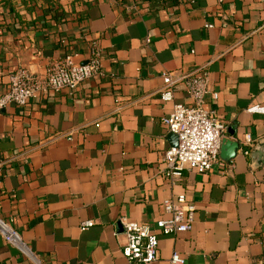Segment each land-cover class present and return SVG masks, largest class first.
<instances>
[{"label":"crops","instance_id":"0c3cea01","mask_svg":"<svg viewBox=\"0 0 264 264\" xmlns=\"http://www.w3.org/2000/svg\"><path fill=\"white\" fill-rule=\"evenodd\" d=\"M92 41L100 75L73 95L0 111V218L39 264H130L121 219L154 228L163 199L184 193L196 206L193 228L156 231L150 264L173 252L186 264H264V162L251 159L264 147V114L247 111L264 106V0H0V93L18 67L43 76L72 51L84 62ZM203 68L218 93L205 108L225 125L223 165L173 181L161 161L177 140L160 119L187 99L179 80L161 101L162 75ZM86 220L94 224L81 230ZM0 264L34 263L0 236Z\"/></svg>","mask_w":264,"mask_h":264},{"label":"built area","instance_id":"2783aa9c","mask_svg":"<svg viewBox=\"0 0 264 264\" xmlns=\"http://www.w3.org/2000/svg\"><path fill=\"white\" fill-rule=\"evenodd\" d=\"M190 52L194 53L193 50ZM77 55L78 53L73 51L66 53L61 59L53 62L43 76H36L24 67L12 71L8 75L5 90L0 93V111L10 104L25 106L37 95H54L62 90L73 95L81 83L101 74L102 52L97 41H92L88 46L84 62H76ZM162 77L164 82L159 89L161 101L173 99L172 85L179 80L184 83L187 99L184 103H175L171 113L160 119L168 132L177 136V145L163 153L161 162L164 175L176 181L184 170L192 169L204 173L215 165H223L219 159V151L225 125L214 111L205 108L207 97L212 100L218 98V93L210 88L208 71L203 68L193 75L181 76H176L175 71H172L163 73ZM247 111L264 114V106L252 105ZM253 144L251 134H244L241 152L248 155ZM162 210L163 217L155 221V229L148 223L121 219L124 243L120 247V253L128 263L150 264L158 259L159 239L156 231L164 235H175L192 230L196 206L186 194L179 193L163 199ZM93 224V220L83 221L80 229L84 230ZM0 236L27 259L39 264L19 232L10 222L1 218ZM168 264H186V259L180 253L173 252Z\"/></svg>","mask_w":264,"mask_h":264},{"label":"water","instance_id":"95a60500","mask_svg":"<svg viewBox=\"0 0 264 264\" xmlns=\"http://www.w3.org/2000/svg\"><path fill=\"white\" fill-rule=\"evenodd\" d=\"M171 135H172L171 137L173 139H175V141H176L177 136L174 134H171ZM237 146H238V144L236 143L235 147H237ZM234 152L235 151H233V153L231 154V156L229 158L234 156ZM251 159H252V163L254 166H259L260 163L264 162V147H262L261 145H256L255 150L251 153Z\"/></svg>","mask_w":264,"mask_h":264}]
</instances>
